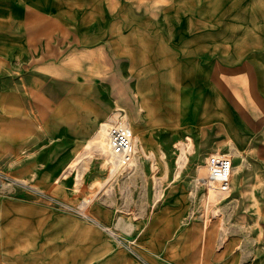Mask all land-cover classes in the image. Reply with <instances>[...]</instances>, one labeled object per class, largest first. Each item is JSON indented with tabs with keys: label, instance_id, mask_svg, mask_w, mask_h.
Listing matches in <instances>:
<instances>
[{
	"label": "rangeland",
	"instance_id": "1",
	"mask_svg": "<svg viewBox=\"0 0 264 264\" xmlns=\"http://www.w3.org/2000/svg\"><path fill=\"white\" fill-rule=\"evenodd\" d=\"M138 4L139 0H0V264H110V252L102 256L94 236L74 228L59 237L51 217L58 213L86 222L97 204L136 212L139 196L163 193V178L165 191L174 184L185 186L189 217L216 226L218 248L238 224L230 198L207 194L198 184L208 174V152L199 153L200 136L184 135L183 128L159 149L154 144V69L144 68L137 56L130 60L128 74L129 64L123 59L126 46L135 53L146 46L137 24L144 22ZM196 4L201 5L194 12L179 11L178 17L204 16L227 22L229 30L233 22H264V0ZM110 22H132L129 42L110 43ZM119 111L126 113L131 126L134 122L153 128L146 138L136 134L134 171L109 180L106 127L109 114ZM86 117L94 120L90 134L83 132ZM51 128L67 140L68 151L59 157L50 149ZM181 144L188 161L178 173ZM82 163L88 169L78 180ZM243 225L262 224L245 219ZM136 243V237L130 239L132 247Z\"/></svg>",
	"mask_w": 264,
	"mask_h": 264
},
{
	"label": "crops",
	"instance_id": "2",
	"mask_svg": "<svg viewBox=\"0 0 264 264\" xmlns=\"http://www.w3.org/2000/svg\"><path fill=\"white\" fill-rule=\"evenodd\" d=\"M209 2L139 0L144 22L137 24L146 46L137 53L126 46L123 59L129 64L128 74L130 60L137 56L144 60V68L154 69L156 148L184 128V135L202 138L200 154L218 150L232 154L233 189L227 197L238 224L218 248L216 226L190 218L187 189L174 184L165 191V178L158 181L163 193L139 196L136 212L97 204L86 222L65 214L51 217L59 237L74 228L94 236L101 255L110 252V264H264V239L260 238L264 236V22H233L234 29L229 30L227 22H211L204 16L178 17L179 11L194 12L201 5L196 3ZM131 26L132 22H110V43L129 42ZM93 121L92 117L84 119L83 132H92ZM132 126L135 134L145 138L153 128L134 122ZM49 133L52 154L64 155L66 138L53 129ZM179 146L178 173L188 161L184 145ZM85 169L82 163L78 180ZM129 170L133 172L134 167ZM167 173L168 167L164 176ZM245 219L248 224L258 219L262 225L244 228ZM135 237L136 247H132L130 239Z\"/></svg>",
	"mask_w": 264,
	"mask_h": 264
},
{
	"label": "built area",
	"instance_id": "3",
	"mask_svg": "<svg viewBox=\"0 0 264 264\" xmlns=\"http://www.w3.org/2000/svg\"><path fill=\"white\" fill-rule=\"evenodd\" d=\"M108 140L109 180L129 173L132 160L136 153L135 134L130 120L123 111L116 112L112 121L106 127ZM208 174L203 176L198 184L205 192L219 196H228L233 189L234 172L233 156L230 153L210 152L205 158Z\"/></svg>",
	"mask_w": 264,
	"mask_h": 264
},
{
	"label": "bare ground",
	"instance_id": "4",
	"mask_svg": "<svg viewBox=\"0 0 264 264\" xmlns=\"http://www.w3.org/2000/svg\"><path fill=\"white\" fill-rule=\"evenodd\" d=\"M116 115V113L114 112L113 114H109V116H108V118H109V120H108V122L110 123L111 121H112V119L114 118V116ZM135 134V133H134ZM137 138H136V134H135V146H136V153H135V156H134V159L132 160V162H136L135 160H136V158H137V156H138V154H137ZM138 159V158H137ZM137 162L139 163L140 162V157H139V161L137 160ZM138 163H136V164H138ZM205 166H206V164H205ZM206 168H207V170H208V167L206 166ZM202 179V177L201 178H199L198 179V182L200 181Z\"/></svg>",
	"mask_w": 264,
	"mask_h": 264
}]
</instances>
